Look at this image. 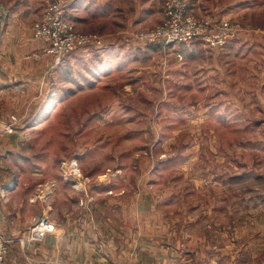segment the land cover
Returning a JSON list of instances; mask_svg holds the SVG:
<instances>
[{
  "label": "rangeland",
  "instance_id": "rangeland-1",
  "mask_svg": "<svg viewBox=\"0 0 264 264\" xmlns=\"http://www.w3.org/2000/svg\"><path fill=\"white\" fill-rule=\"evenodd\" d=\"M25 1L30 2L23 13L33 18L34 49L22 55L7 41L0 81H26L31 89L17 92L21 98L0 97V135L25 127L24 113L37 119L27 128L33 133L22 134L19 157L0 150L6 167L41 178L52 174L57 182L64 178L70 190L82 180L78 188L89 195L108 177L126 179L115 193L124 188L134 194L137 178L147 177L149 193L167 195L181 225L194 218L191 213L204 215L211 202L216 208L222 200L235 203L242 173L252 172L244 183L252 188L253 170L264 172V0H192L202 18L239 26L227 46L216 50L199 42L167 47L137 40L139 32L163 23L165 0H153L147 24L130 28L114 23L123 20L118 11L100 16L107 10L77 25L76 3L66 0L74 29L100 35L105 48L79 49L59 65L42 56L45 44L34 36L47 0ZM17 59L20 74L9 71ZM27 91L35 97L31 104ZM38 185L36 190L43 191ZM79 203L87 209L92 196ZM5 237L11 241L7 264L13 242ZM45 239L20 244L29 250Z\"/></svg>",
  "mask_w": 264,
  "mask_h": 264
},
{
  "label": "crops",
  "instance_id": "crops-1",
  "mask_svg": "<svg viewBox=\"0 0 264 264\" xmlns=\"http://www.w3.org/2000/svg\"><path fill=\"white\" fill-rule=\"evenodd\" d=\"M3 1L7 12L0 25V57L7 41L22 55L28 54L34 49L30 27L33 18L26 17L23 10L30 8V2ZM72 2L76 3L77 25L88 24L91 18L100 15L99 10H107V14L104 12L100 16L119 13L123 20H114V23L119 22L129 28L142 26L147 24V18L154 9L153 0ZM191 5L197 16L204 17L199 4L191 0ZM86 30L84 32H91ZM19 57L20 54L16 58ZM17 60L15 68L7 64L6 69L20 74L23 70L19 69L23 67ZM12 83L0 81V97L11 95L21 98L17 92L31 89L26 81ZM31 95L27 91L29 104L35 101ZM19 105L16 104L17 107ZM23 115V118L27 117L25 127H19L10 136L0 135V150H4L6 156L19 157V148L24 143L22 134L34 131L27 128L37 119L36 114ZM1 155L0 233L13 242L7 264H131V260L132 264H264V172L253 170L250 177L252 188L248 189L244 183L252 172L238 176L237 181L242 182L235 203H231L235 209H231L232 206L224 200L219 208L211 202L204 215L190 212L194 218L189 214L188 223L181 225L180 220L175 219L174 210H170L173 203L167 201L168 196L149 193L148 186L152 180L147 177L137 178L136 183L140 186L134 194L124 188L119 189L123 193H115L118 184L127 185L126 179L108 177L93 186L92 195H89L85 188H78L79 185L84 186L82 180L77 181L76 186L72 185L70 190L64 188L70 187L68 180L62 178L57 182L52 174L43 178L34 174H17L11 166H5ZM37 184V188L43 187V191L36 190ZM89 196H92V204L85 209L79 202ZM43 215L64 228L65 235L47 236L43 243H34L29 250H24L19 240Z\"/></svg>",
  "mask_w": 264,
  "mask_h": 264
},
{
  "label": "built area",
  "instance_id": "built-area-1",
  "mask_svg": "<svg viewBox=\"0 0 264 264\" xmlns=\"http://www.w3.org/2000/svg\"><path fill=\"white\" fill-rule=\"evenodd\" d=\"M69 5L66 0H47L45 12L33 29L35 39L45 44L42 56L52 59L57 65L79 49L105 48L104 39L100 35L81 33L74 29L67 19ZM5 15L6 8L0 0V23ZM238 31L239 26L231 22H217L211 18L198 17L193 12L189 0H165L163 23L153 29L139 32L136 38L150 45L163 42L167 47L199 42L210 50H216L227 46ZM76 168L71 170L75 171ZM62 235H65L64 228L55 225L47 215H43L20 242L26 246L35 241H43L46 236ZM10 243V240L0 234V264H6Z\"/></svg>",
  "mask_w": 264,
  "mask_h": 264
},
{
  "label": "trees",
  "instance_id": "trees-1",
  "mask_svg": "<svg viewBox=\"0 0 264 264\" xmlns=\"http://www.w3.org/2000/svg\"><path fill=\"white\" fill-rule=\"evenodd\" d=\"M155 45H157V44H155Z\"/></svg>",
  "mask_w": 264,
  "mask_h": 264
}]
</instances>
